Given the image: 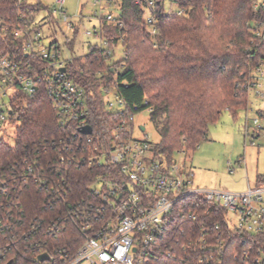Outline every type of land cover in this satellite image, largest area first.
Listing matches in <instances>:
<instances>
[{"label": "built area", "instance_id": "built-area-1", "mask_svg": "<svg viewBox=\"0 0 264 264\" xmlns=\"http://www.w3.org/2000/svg\"><path fill=\"white\" fill-rule=\"evenodd\" d=\"M58 3L64 29H76L62 11L63 1ZM146 6V23L155 35L150 13L154 0H146ZM254 10L260 18L254 22L253 32L263 42L264 0H256ZM178 15L185 11L179 10ZM117 18L100 16L94 34L101 36L107 48L91 46L93 49L115 55L114 49L123 41L104 39L101 29L103 22L122 26ZM49 24L48 18L38 16H0V49L1 39L10 37L14 42L7 47L9 52L30 57L25 62L11 53L0 56V127L11 115L15 90L20 87L33 97L44 83L59 126L66 131L45 148L44 154L49 150L52 155L38 156L28 165L30 178L16 179L37 187L44 198V214L26 222L18 205L14 212L8 209L0 215V261L13 262L21 244L33 255L30 264H159L163 259L227 264V250L238 238L234 264H264V243L259 248L247 246L249 238L264 242V181L255 186L248 183L242 193L196 187L193 171L183 162L175 160L170 165L160 161L154 144L133 138L139 107L130 108L115 92L105 93L107 110L122 117L112 136L103 140L93 131L83 133L90 126L88 93L67 77L68 60H63L57 43L45 44L43 27ZM263 65L249 84L262 101ZM6 98L10 100L8 116L3 108ZM254 125L261 129L258 119ZM72 167L109 170L82 181L67 177ZM80 181L86 183L85 189L76 187ZM218 209L224 211L221 221ZM45 255L47 259L40 260Z\"/></svg>", "mask_w": 264, "mask_h": 264}, {"label": "trees", "instance_id": "trees-1", "mask_svg": "<svg viewBox=\"0 0 264 264\" xmlns=\"http://www.w3.org/2000/svg\"><path fill=\"white\" fill-rule=\"evenodd\" d=\"M171 2L177 10L166 13L163 0H154L150 11L155 20L153 35L146 23V0H120L117 20L122 26L103 22L101 30L104 39L123 41L125 57L112 62L114 55L90 47L87 55L66 64L67 77L88 93V124L95 137L108 140L122 118L105 105V93L115 92L130 108L138 106L137 114L151 110V123L160 137L154 145L155 157L170 165L177 156L195 152L224 113L237 118L241 111L248 110L249 84L255 70L264 63V41L256 39L253 32V24L260 18L254 10L256 0ZM181 9L185 15H178ZM44 10L47 8L41 3L29 0H0V16L36 17ZM51 18L52 14L50 23ZM1 41L0 56L11 53L25 62L30 60L25 54L9 52L12 38ZM11 109L10 116L16 117L18 126L14 146L0 141V215L8 209L14 212L20 205L29 222L44 214V198L35 185L16 179L30 178L26 174L28 165L38 156L52 155L49 150L45 155V148L66 131L59 126L44 83L33 97L18 87L12 95ZM258 114L264 118V111ZM107 170L72 167L66 175L83 181L104 175ZM259 178V183L264 181ZM83 186L85 189V182L76 187ZM218 210L221 221L224 211ZM234 242L227 250V264L235 263L238 238ZM263 243L254 238L247 240L248 247L259 248ZM18 247L19 254L12 264H30L33 255L21 244ZM159 264L185 263L163 259Z\"/></svg>", "mask_w": 264, "mask_h": 264}, {"label": "rangeland", "instance_id": "rangeland-1", "mask_svg": "<svg viewBox=\"0 0 264 264\" xmlns=\"http://www.w3.org/2000/svg\"><path fill=\"white\" fill-rule=\"evenodd\" d=\"M29 1L41 3L47 8L38 14L39 19H47L52 14V24L43 27L45 44L56 41L63 60L83 57L89 53L91 46L106 49L101 36L94 34L95 30H99L100 16L112 15L116 18L120 15V0H62L63 13L68 17V22L76 27L65 30L59 0ZM171 1L163 0L166 13L177 10ZM88 32L91 33L90 36L87 35ZM114 53L112 62L121 61L124 58L123 45H118ZM262 70L264 71V65ZM260 83L261 91L264 92V80ZM4 102V112L8 116L9 98ZM261 110H264V101L253 90L247 111H241L237 118L229 112L224 113L221 120L210 127L207 139L195 152L176 157V160L183 162L187 169L193 171L196 187L242 193L247 186L246 172L250 174V171L259 170L264 174V118L258 114ZM255 119L259 120L260 130L254 125ZM17 126L16 117L8 116L7 121L0 127V141L14 146ZM133 138L147 139L154 145L160 142V137L151 123L149 111L135 115ZM248 180L251 186L256 185V178Z\"/></svg>", "mask_w": 264, "mask_h": 264}, {"label": "crops", "instance_id": "crops-1", "mask_svg": "<svg viewBox=\"0 0 264 264\" xmlns=\"http://www.w3.org/2000/svg\"><path fill=\"white\" fill-rule=\"evenodd\" d=\"M261 111H264V110H261ZM260 111V112H261ZM259 113V112H258ZM261 117V116H260ZM262 118V117H261ZM241 164V163H240ZM239 173H241V171L239 172ZM259 177H262L263 179H264V174H262V173H260V171L259 170H257V171H250V174H249V172H246V178H247V186H246V189L248 188V183L251 185V183H250V181L248 180V178H256V184L257 183H259ZM245 189V190H246ZM244 190V191H245Z\"/></svg>", "mask_w": 264, "mask_h": 264}, {"label": "water", "instance_id": "water-1", "mask_svg": "<svg viewBox=\"0 0 264 264\" xmlns=\"http://www.w3.org/2000/svg\"><path fill=\"white\" fill-rule=\"evenodd\" d=\"M62 72H66V69L65 68H63L62 69ZM10 114H12V112H10ZM83 133H85V134H91L92 133V128L90 127V126H87V127H85L83 130ZM142 131L144 132L145 131V129L144 128H142ZM44 259H47V256L45 255V256H42V257H40V260H44ZM7 264H12V262L10 261L9 263H7Z\"/></svg>", "mask_w": 264, "mask_h": 264}]
</instances>
